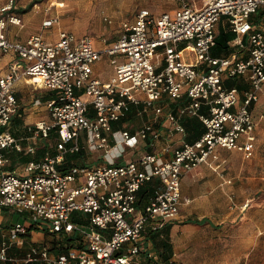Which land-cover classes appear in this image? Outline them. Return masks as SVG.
Instances as JSON below:
<instances>
[{"label": "built area", "instance_id": "built-area-1", "mask_svg": "<svg viewBox=\"0 0 264 264\" xmlns=\"http://www.w3.org/2000/svg\"><path fill=\"white\" fill-rule=\"evenodd\" d=\"M166 1L176 7L159 15L140 9L133 21L122 23L115 44L103 50L94 47L91 37L77 38L67 31H61L55 43L40 35L25 43L11 41L8 26L21 25L15 0L0 7V52H14L19 58L7 74H0V210L27 214L29 221L8 227L0 241L1 262L134 264L146 226L160 230L189 202L181 194L183 175L218 161L221 149L241 151L246 158L253 155L257 121L252 106L264 88V0ZM222 17L236 35L230 42L236 53L228 57L212 54ZM183 42L189 44L181 47ZM105 55L114 75L101 82L93 75V65ZM23 76L53 97L45 103L49 119L28 127L29 136L16 137L10 128L18 109L16 84ZM231 81L245 87L228 86ZM184 95L189 102L176 112L160 105L164 99L178 102ZM132 109L139 116L149 111L155 118L165 116L168 134H184L182 120L188 116L199 118L205 132L173 150L168 159L147 152L117 164L127 149L141 143L154 146L162 135L149 120L133 133L114 131L113 123L129 117ZM261 117L264 120V112ZM52 132L57 133L54 154L32 159L17 170L5 169L11 153L35 155L39 142ZM83 148L104 152L107 165L72 167L63 173L60 166L67 155ZM155 180L160 186L137 213L139 192ZM32 227L66 239L68 251L55 255L47 244L30 242L23 259L8 257L12 246L23 248Z\"/></svg>", "mask_w": 264, "mask_h": 264}, {"label": "crops", "instance_id": "crops-1", "mask_svg": "<svg viewBox=\"0 0 264 264\" xmlns=\"http://www.w3.org/2000/svg\"><path fill=\"white\" fill-rule=\"evenodd\" d=\"M166 1V0H164ZM7 0H0V5L6 4ZM170 3V9L176 7L173 2ZM62 5V3H60ZM40 6L31 1L27 6L24 3H16L15 15L21 19V25L10 24L7 29V36L11 41L18 43H25L29 37L33 35H40L44 41L48 43H55L58 41L59 33L67 31L73 33L77 38L86 36V28L77 26L76 23L69 21L70 17L64 10H52L48 14H43ZM149 9L148 7H140L130 19L123 20V22L133 21L137 12L140 9ZM150 10V9H149ZM167 10V11H168ZM151 11V10H150ZM159 15L161 13H154ZM60 15L62 18H60ZM47 20H54L52 25L48 28L43 27V23ZM108 24H112V19L108 16L104 17ZM55 28V31L51 29ZM229 32L232 38L227 42V50L229 53L222 55H214L218 57H228L236 53V49L230 46V42L236 35L230 29L228 18L222 17L216 27V36H218L219 29ZM89 36V35H87ZM91 37V36H89ZM120 37V36H119ZM118 37V39H119ZM92 38V37H91ZM117 39V40H118ZM94 47L97 50L110 48L115 44V41L103 43L95 41L93 38ZM217 47L216 46L214 48ZM213 48V49H214ZM245 56L248 54L244 50ZM19 61L18 55L14 52L2 53L0 52V74H7L10 66ZM25 66L22 64V70ZM93 75L101 82H108L114 75V67L110 63L108 56H102L100 60L93 65ZM230 83V82H229ZM240 88L245 87L242 82H236ZM38 89L49 92V96L38 97L32 100L30 107L20 103V96L25 93L35 92ZM263 95L258 103L252 106V114L257 121L255 128V146L253 155L249 158L245 157L243 152L238 150H219L218 161L212 165L203 163L195 170L189 172L181 178V194L184 199L189 200L179 208V213L175 220L167 222L163 228L158 231H152L151 225L148 224L143 232L140 241L141 253L135 258L134 264H154L160 262L163 264H221L220 262L229 260L242 261L244 259V250L250 247L259 240L263 235L264 226H262L261 219L264 218V120L262 113L264 112V88ZM16 97L18 102L17 113L14 118L22 120L23 128L33 126L37 121L35 111L46 109L45 103L53 97V92L43 89L38 83H35L29 77L23 76L16 84ZM34 98V97H33ZM188 98L184 95L178 102H171L168 99L161 101L160 105L165 111L176 112L181 105L188 104ZM30 108V109H29ZM30 111L29 114L26 111ZM47 111V109H46ZM205 111V108H202ZM133 113L130 112L126 119L120 123H113L112 127L115 130L128 129L131 133L135 132L145 122L154 121L155 127L160 131L161 138L154 146L148 143H141L135 150L127 149L123 156L116 159L117 164L133 160L143 153H154L161 155L163 158L168 159L171 157V152L175 149L182 148L184 143H192L200 138L204 132L205 127L199 118L185 117L182 124L185 128V133L168 134L167 129L169 122L166 117L155 118L153 111L146 112L143 116H139L136 112L134 115L137 119H133ZM27 114V115H26ZM48 118L49 114L47 112ZM13 118V119H14ZM199 131H201L199 133ZM29 134L18 135L16 137H27ZM41 142V141H40ZM169 148V152L165 153L163 149ZM39 147L37 146V151ZM36 151V154H37ZM55 152V151H54ZM102 152V151H100ZM49 153V152H48ZM35 155H23L36 159ZM46 154V153H45ZM50 154V153H49ZM15 153L10 154V161ZM70 155V154H68ZM67 155V156H68ZM107 162L103 154H99L94 164L97 165ZM65 163V161L63 162ZM86 164V162L84 161ZM11 164V163H10ZM9 164V165H10ZM16 167L5 168L13 171L20 168L24 163L15 162ZM15 166V165H14ZM86 164V167H91ZM98 166V165H97ZM159 182L157 180L147 184L142 190L148 191V196L143 199L138 195L137 213L144 210L149 196L157 188ZM14 215L10 213L9 209L0 210V241L7 235L8 227L15 223L23 222L29 225L28 218L25 221H15ZM83 225L86 221L77 220ZM44 233L39 232L35 227L31 228V236L26 241L23 248L12 246L7 252L9 257L20 261L23 259L29 249L30 242H34L37 236H42ZM45 238L51 239L50 236L44 235ZM48 244L45 242L52 253L57 255L65 253L66 244L62 243V251H57L59 247L52 245V240ZM75 245V244H73ZM237 247L234 250L231 247ZM79 247H83L81 244ZM239 248V249H238ZM0 264H18L13 262H1Z\"/></svg>", "mask_w": 264, "mask_h": 264}, {"label": "rangeland", "instance_id": "rangeland-1", "mask_svg": "<svg viewBox=\"0 0 264 264\" xmlns=\"http://www.w3.org/2000/svg\"><path fill=\"white\" fill-rule=\"evenodd\" d=\"M31 1L35 2L40 6V10L43 14H48L46 18H49V13H51L52 10L58 9L64 10L67 12L70 17L69 21L76 23L77 26L86 28L85 34L91 36L95 41H98L100 43H103L105 40L107 43L113 42L118 39V37L121 35V27L120 24L123 20L130 19L133 14L140 8V7H148L151 11L154 13H162L164 11H167L170 9V3H167L164 0H15V5L17 3H24L25 6H27ZM6 3V2H5ZM62 3V5H60ZM5 5V4H3ZM2 4L0 7L3 6ZM108 16L112 19V24H108L104 17ZM60 18L61 15H60ZM52 31H55L56 29H51ZM188 42H183L180 44L181 47H184L188 45ZM225 46L224 41H218V48L221 50L219 54H216V48L212 50L213 55H222V47ZM227 55V54H226ZM234 86L236 85V82L231 81ZM229 83V82H228ZM49 92L45 90L38 89L37 91H33L25 93L24 96H20L21 104L22 106L27 104V107H30V103L32 100H34L35 96L38 97H44L49 96ZM263 95V94H262ZM34 97V98H33ZM261 99V98H260ZM264 101V100H263ZM42 106H39V110L35 111V116L39 119H45L48 120V115L46 109H42ZM30 109V108H29ZM135 113H133V119H137L134 116L136 114V110L133 109ZM29 110L26 111L27 114H29ZM31 113V112H30ZM26 114V115H27ZM36 118V119H38ZM13 132L16 135H24L19 130H17L14 125L12 124ZM56 138L57 133L52 132L51 137L48 139L47 144L51 145L55 149L56 144ZM85 144L84 134L81 135L80 138V145L83 146ZM111 145V144H110ZM43 146V141L39 142L38 147L41 148ZM53 149V150H54ZM85 152V162L89 166L91 164H94L99 154H104V152L96 151V152H90L88 149L84 150ZM16 167V164H14ZM98 166H104L107 165V162L103 164V162L97 164ZM97 165H94L97 167ZM93 167V166H91ZM10 213L14 215L15 221H25L27 219V214H21L18 212H15L11 209H9ZM134 217V214L130 216L129 220ZM262 228L264 226V218L261 219ZM34 242L45 243L48 242V244L52 240V245L56 246L57 244L61 243H67L66 239H56L51 238L47 239L45 238L44 234L40 237H34ZM237 247H231L232 250H234ZM239 249V248H238ZM57 251H62L61 247L56 249ZM12 255L8 253V257ZM221 264H264V232L263 235L257 240L255 244H253L250 249L244 250V259L242 261H234V260H227L220 262Z\"/></svg>", "mask_w": 264, "mask_h": 264}, {"label": "trees", "instance_id": "trees-1", "mask_svg": "<svg viewBox=\"0 0 264 264\" xmlns=\"http://www.w3.org/2000/svg\"><path fill=\"white\" fill-rule=\"evenodd\" d=\"M218 36H216V43H217V48H216V51L215 53L216 54H219V52L221 51L219 48H218V41H224L225 42V46L222 47L223 51H222V54H227L229 53L228 50H227V42L232 38L233 35H231L229 32H226L224 31L222 28L219 29L218 31ZM228 86H232L234 85L232 82L228 83L227 84ZM12 124L14 125V127L19 130L21 133L25 134H29L28 133V128H23L22 126V120L18 119V118H14L13 121H12ZM12 124H11V128H10V131L15 135V136H18L16 135L14 132H13V127H12ZM201 131H199L200 133ZM51 137V135L49 136V138ZM48 138V139H49ZM48 139L46 140H43V146L41 148H39V150L37 151V154H36V159H40L42 158L45 153H50V154H54V151L55 149L52 147V144L51 145H48L47 142H48ZM56 145V144H55ZM56 147V146H55ZM54 149V150H53ZM84 148L82 150H80L79 152L77 153H74V154H70L66 157V159L64 160L65 163L62 164V166H60V170L63 172V173H66L68 172L69 169H71L72 167H86V164L84 163L85 161V152H84ZM33 158L31 157H28V156H23L21 154H15L13 155V158L12 160L10 161V165H9V168L10 169H13L14 167V164L15 162L18 160L19 162L21 163H27L29 162L30 160H32ZM148 191L147 190H142L141 193H140V196L145 199L147 196H148Z\"/></svg>", "mask_w": 264, "mask_h": 264}]
</instances>
